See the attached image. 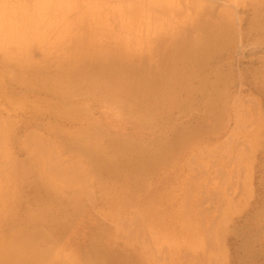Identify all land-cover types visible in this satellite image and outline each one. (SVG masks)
I'll return each instance as SVG.
<instances>
[{
	"label": "rangeland",
	"instance_id": "obj_1",
	"mask_svg": "<svg viewBox=\"0 0 264 264\" xmlns=\"http://www.w3.org/2000/svg\"><path fill=\"white\" fill-rule=\"evenodd\" d=\"M38 1L0 0L7 262L264 264V0Z\"/></svg>",
	"mask_w": 264,
	"mask_h": 264
},
{
	"label": "bare ground",
	"instance_id": "obj_2",
	"mask_svg": "<svg viewBox=\"0 0 264 264\" xmlns=\"http://www.w3.org/2000/svg\"><path fill=\"white\" fill-rule=\"evenodd\" d=\"M47 1H49V0H47ZM47 1L45 0L42 3V0H39L38 3L41 2V4L37 5V7L39 6L38 8L44 9V6L47 4ZM44 2H46L45 5H44ZM42 4H43V6H42ZM124 7H126V6H124ZM38 8H37V10L40 11V9H38ZM193 41H194V46L192 47V49H187L185 51L186 59H187L186 62L190 63V64H191V62H197V63L201 62L207 56V54L212 53L213 50L216 48V44H214L215 42L211 43L209 41L207 42V40L206 41H204V40L200 41L197 38L193 39ZM97 52H99V51H95L94 55H96L97 57L102 58L103 60H106V61L109 60L110 54L107 51H102L101 53H97ZM112 55L114 56V52L113 51H112ZM84 56H86V55H83V57ZM75 58H76V56H75ZM136 66H137V68L133 67V69L131 70V73L134 72L133 74L136 76L135 79L139 80L140 81V85L143 87L147 83V81H146V73H145V71L142 68H139L137 64H136ZM166 72H164L163 75H161V81H159L160 82L159 83V90H161V94H160L161 98L159 100V103H160V105H162L161 107H165L166 105H168L169 100H170L169 98H170V96L172 94L171 90L174 88V87L173 88H171V87L173 86V84H176L175 80L177 79L178 82H180L182 80L181 75L179 76V75H175V74L173 75L172 79L167 78V76H165ZM174 77H175V80H174ZM173 80H174V83H173ZM156 93H157V90H156L155 93L152 94V100H155ZM21 240H23V239H21ZM21 240H20L19 234H17V233H15V234L13 233L11 236H7V237H4L3 235L0 236V264H9L7 262V260H9V258L11 256H13L12 254L17 252V250L21 247V245H22L20 243ZM38 249H39V247H38ZM37 256H38V254H37ZM17 260L15 262H17ZM15 262L13 264H15ZM30 263H31V261H30Z\"/></svg>",
	"mask_w": 264,
	"mask_h": 264
},
{
	"label": "clouds",
	"instance_id": "obj_3",
	"mask_svg": "<svg viewBox=\"0 0 264 264\" xmlns=\"http://www.w3.org/2000/svg\"><path fill=\"white\" fill-rule=\"evenodd\" d=\"M66 264H73V261H72L71 259H68V260L66 261Z\"/></svg>",
	"mask_w": 264,
	"mask_h": 264
}]
</instances>
